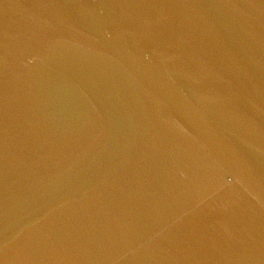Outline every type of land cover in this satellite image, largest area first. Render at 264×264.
<instances>
[{"label":"water","instance_id":"water-1","mask_svg":"<svg viewBox=\"0 0 264 264\" xmlns=\"http://www.w3.org/2000/svg\"><path fill=\"white\" fill-rule=\"evenodd\" d=\"M0 264H264V0H0Z\"/></svg>","mask_w":264,"mask_h":264}]
</instances>
